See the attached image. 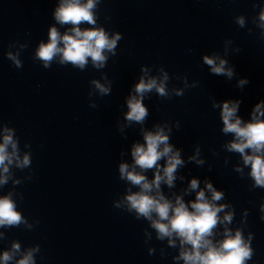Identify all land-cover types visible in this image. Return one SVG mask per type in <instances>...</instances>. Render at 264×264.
I'll use <instances>...</instances> for the list:
<instances>
[{
	"label": "clouds",
	"instance_id": "1",
	"mask_svg": "<svg viewBox=\"0 0 264 264\" xmlns=\"http://www.w3.org/2000/svg\"><path fill=\"white\" fill-rule=\"evenodd\" d=\"M100 2L101 0H59L53 12L55 24L48 30L47 42L39 43L33 60L39 61L45 69L50 68L53 62L61 66L70 64L81 71L89 63L94 69H103L109 55H116L118 42L123 36L120 32L110 34L98 25L97 8ZM235 22L241 28L245 27L243 15L237 16ZM254 23L261 30V38L264 39V7H260ZM83 25L88 26L82 27ZM61 28L65 30L61 32ZM19 56V51H9L6 54L16 68L23 66ZM203 62L213 75L225 76L229 80L235 76L234 67L229 66L228 61L218 54L205 55ZM140 71L142 75L126 98L124 121L129 127L133 124L142 126L143 143H133L131 164L121 162L118 165L119 178L128 187L125 194L118 201H114V206L134 214L137 220H146L154 230L156 239L167 240L169 247L176 248L179 241V253L173 257L176 264L180 261L183 264H247L254 255L251 246L252 233L245 239L242 229L233 231L227 226L231 224L234 212L225 211L231 208L230 205L218 203L224 199L225 194L218 191L211 181L205 180L204 188H200V181L192 178L184 192H195V199L187 203L181 195H175L174 199L164 195L161 185H166L169 189L175 187L177 172L185 166V160L181 156L182 150L170 143V126L155 124L153 130L143 127L149 116L144 100L153 92L161 98L182 96L184 89L173 88L170 95V75L163 67L158 69L159 76L150 75L149 68L143 65ZM101 78L107 81L106 75ZM248 83L247 78H242L238 80L237 87L243 89ZM90 87L101 97L112 91L111 81L101 83L98 79H92ZM186 87L188 85L185 82ZM94 92L89 91V97ZM240 104L241 100L231 99L213 102V108L220 110L222 133L232 136L223 147L230 153L239 154L243 167L250 169L248 175L254 181L252 187L264 188V100L255 104L248 121L238 115ZM90 106L97 107L94 102ZM176 127L179 128V122ZM120 130L123 131V126ZM24 147L30 149L31 146L26 143ZM199 156L200 148L197 146L195 154L189 156L188 161L202 166L204 160ZM31 164V151L21 154L15 129L7 125L0 128V187L7 185L9 180H12L14 186L19 185L21 181L13 178L11 169L14 167L24 170L30 168ZM243 167L237 165L235 170L242 173ZM149 171L153 174L151 180L146 175ZM27 179L30 180L31 176ZM180 179L183 180V177ZM133 188L138 190L133 191ZM206 193H210V197ZM260 211L261 219L264 220V203L261 204ZM220 213L224 215L221 217ZM21 224L32 229V225L18 211L13 193L0 196V228L19 227ZM220 225H224L222 239L215 240L216 229ZM145 234L150 236L147 230ZM0 239H4L2 232ZM39 252L38 244L22 250L20 243L14 241L9 249L0 254V264H36V255ZM149 254H153L152 249H149Z\"/></svg>",
	"mask_w": 264,
	"mask_h": 264
}]
</instances>
